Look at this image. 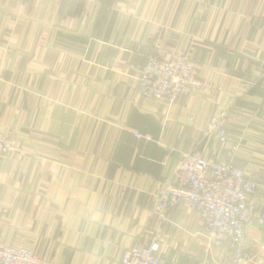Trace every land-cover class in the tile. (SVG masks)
<instances>
[{"label":"crops","instance_id":"1","mask_svg":"<svg viewBox=\"0 0 264 264\" xmlns=\"http://www.w3.org/2000/svg\"><path fill=\"white\" fill-rule=\"evenodd\" d=\"M174 53L190 54L201 88L142 98L146 57ZM220 114L264 212V0H0V131L15 146L0 158V248L120 264L157 242L165 264H230L194 210L153 213L183 153L225 159L202 134ZM245 242L264 264V225Z\"/></svg>","mask_w":264,"mask_h":264},{"label":"built area","instance_id":"2","mask_svg":"<svg viewBox=\"0 0 264 264\" xmlns=\"http://www.w3.org/2000/svg\"><path fill=\"white\" fill-rule=\"evenodd\" d=\"M252 85L244 83V88ZM137 87L144 99L174 103L201 88L198 66L189 53H174L168 59L148 55ZM225 120L221 114L210 117L202 133L204 138L225 146V159L214 162L197 148L183 153L173 177L158 192L153 213L165 221L167 212L176 206L194 210L202 221L205 237L215 246L230 250V264H255L245 240L247 229L264 225V212L256 211L251 202L259 186L231 163L237 146L229 143ZM133 136L151 141L150 137L138 133ZM14 149L12 139L0 131V158ZM158 250L157 242L133 246L123 253L120 264H165ZM0 264L50 263L26 248L4 246L0 248Z\"/></svg>","mask_w":264,"mask_h":264},{"label":"rangeland","instance_id":"3","mask_svg":"<svg viewBox=\"0 0 264 264\" xmlns=\"http://www.w3.org/2000/svg\"><path fill=\"white\" fill-rule=\"evenodd\" d=\"M11 139V138H10Z\"/></svg>","mask_w":264,"mask_h":264}]
</instances>
